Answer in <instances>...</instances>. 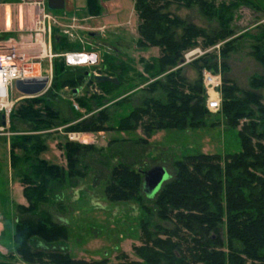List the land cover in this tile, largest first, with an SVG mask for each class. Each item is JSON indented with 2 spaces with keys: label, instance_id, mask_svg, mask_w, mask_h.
Listing matches in <instances>:
<instances>
[{
  "label": "rangeland",
  "instance_id": "obj_1",
  "mask_svg": "<svg viewBox=\"0 0 264 264\" xmlns=\"http://www.w3.org/2000/svg\"><path fill=\"white\" fill-rule=\"evenodd\" d=\"M24 1L4 4L10 7L4 9V16L0 6V45H13L30 56H39V47L24 46L29 44L26 40L32 35L41 44L49 41L51 53L60 55L54 53L52 46L55 36L61 35L72 50L69 52L93 51L104 63L110 66L123 64L126 71L119 74V69H107V75L120 76L117 87L106 85L102 90L95 88L87 93L85 81L78 82L75 88L64 87L63 82L82 77L90 80L86 74L92 75L97 69H63L58 63L59 57L53 58L50 62L49 104L59 112L57 127L43 128V125L30 122L17 113L19 107H25V100L44 98L49 89L31 97L20 96L16 89L13 90V97L18 100L11 115L8 118L0 115V127L3 128L0 131V264H28L16 252L18 240L13 239L15 225L44 220L45 216L52 224L67 230V241L62 245L41 244L34 237L29 239V246L34 251L64 250L73 260L86 264L141 261L133 248L142 245L143 231L165 238L159 230H173L174 226L157 217L156 207L144 194L138 201H110L104 189L110 184L111 169L123 164L143 173L160 167L172 179L175 162L186 155L218 154L224 158L238 154L241 151L239 135L245 124L255 123L257 133L264 134V114L259 110L264 111V0H207L208 15H204L197 5L183 7L171 3L165 12L216 39L213 42L212 39L198 37L194 47L185 50L174 66L164 70L158 62L160 52L157 47L141 48L137 45L138 20L134 0H98L102 11L97 16H90L87 12L86 16L81 15L86 0H66L64 10L57 12L47 10L45 0ZM73 9L77 15L70 16L69 12ZM44 15L50 19L44 20ZM3 18L7 22L5 26ZM43 23L46 30L39 32L38 26L42 29ZM220 30L224 32L220 34ZM6 33H10L8 39H1ZM89 33L94 35L89 36ZM176 33L180 34V30ZM194 49H200L203 54L185 62L184 55ZM50 63L47 59L35 63L33 67H37V75L44 74ZM206 66L211 67L210 72L221 79L217 91L220 107L218 110H207L208 115L194 122L196 128L156 130L147 137L143 131L147 116H142L136 126L133 121L124 122L135 110L144 109V102L148 100L165 104L167 96L163 86L172 74L183 78L186 86H200L206 108L209 95L200 75ZM254 78L263 84L259 89L251 88ZM232 86L237 89L238 97L244 91L254 92L260 97L258 103L247 105L245 117L238 119L236 126H230L231 117H227L222 110V88ZM182 91L188 93L186 87ZM93 93L96 97L91 95ZM89 119L101 131H75L78 124ZM126 125L135 127L128 131L119 130ZM22 136L42 138L45 149L39 158L66 172L63 181L47 185L38 201L34 195L30 202L24 197L20 176L24 177V173L30 175L31 166L24 162L21 150L11 149ZM66 142L78 146L79 157L73 165L72 174L61 148ZM82 146H91V149L83 150ZM11 157L18 160L15 169L10 167ZM258 174L264 175V168ZM17 184L22 187V205L14 202L19 198V192L15 193ZM223 236L226 237L225 228ZM235 247L239 248L238 245ZM261 254L264 257V249ZM29 264L54 263L42 256L32 259Z\"/></svg>",
  "mask_w": 264,
  "mask_h": 264
},
{
  "label": "trees",
  "instance_id": "obj_2",
  "mask_svg": "<svg viewBox=\"0 0 264 264\" xmlns=\"http://www.w3.org/2000/svg\"><path fill=\"white\" fill-rule=\"evenodd\" d=\"M171 3H178L183 7L197 5L204 15H208L207 0H134L138 20L137 45L141 48L157 47L160 52L158 62L162 70L174 66L185 50L195 46L198 37L212 39L196 26L165 12ZM85 9L90 16H97L102 11L98 0H86ZM176 30H180V34ZM223 32L220 30L219 33ZM8 36L10 33L2 34L1 39H8ZM215 39H212L213 42ZM65 43L64 37L55 36L52 46L54 53L72 51ZM58 59L61 68L67 69L62 58ZM100 65V71L104 66L106 73L107 69L114 68L121 71H118L119 74L126 71L123 64L110 66L111 64L102 61ZM202 69L211 71L209 66ZM119 78L120 76H116L120 83ZM81 80L84 82L86 78H74L63 82V86L75 88ZM106 85L117 87L108 82L96 84L99 90ZM250 85L252 89H259L263 84L254 78ZM183 87L187 88V94L183 93ZM163 89L167 96L165 104L148 100L144 102V109L135 110L124 122L133 121L136 126L142 116H147V125L143 131L149 137L156 130L196 128L194 122L208 115L200 86H186L183 78L172 74L169 81H165ZM222 91V110L227 117H231L228 118L230 126H236L237 120L245 117L247 105L258 103L260 98L250 91H244L238 97L237 89L233 86L223 87ZM49 95L50 89L44 98L25 100V107H19L18 115L43 125V128L59 126V112L50 107ZM91 95L96 97L94 93ZM259 110L264 114L261 108ZM93 123L92 119L85 120L74 129L83 133L101 131ZM135 126L126 125L119 130H133ZM263 135L257 133L256 124L251 122L241 129V151L238 154L226 155L224 158L218 154H193L175 162V175L151 199L156 207L157 217L171 223L174 229L159 230L165 238L144 230L142 245L133 248L142 262L125 260L118 264H264L261 254L264 249V175L258 174L264 168ZM76 147L78 146L69 142L61 147L70 174L79 157ZM14 148L23 152L24 162L31 166L30 175L24 173V177L20 176L23 195L28 202L32 195L35 200H40L50 182L63 181L66 173L63 168L39 158V154L45 149L42 138L22 136L19 143L11 146V149ZM81 149H91V146H82ZM17 161L11 157L12 169H15ZM142 182V172L119 164L111 169L110 184L104 192L112 202L138 201L143 194ZM15 227L13 239L18 240L16 252L28 264L32 259H40L42 256H46L54 264H86L73 260L68 251L41 252L34 251L29 246V239L34 237L41 244L62 245L67 241V230L52 224L47 216L44 220L26 221ZM224 228L226 237L223 236Z\"/></svg>",
  "mask_w": 264,
  "mask_h": 264
},
{
  "label": "built area",
  "instance_id": "obj_3",
  "mask_svg": "<svg viewBox=\"0 0 264 264\" xmlns=\"http://www.w3.org/2000/svg\"><path fill=\"white\" fill-rule=\"evenodd\" d=\"M43 19L48 20L50 18L44 15ZM37 30H39V32H45L46 27L44 26V23L42 29L40 26H38ZM26 41H28L29 44L24 46L39 47V52H41V55L30 56V54L23 52L13 45L10 47L8 45H0V115H2L3 118H8L18 100V98L13 97V90L15 89V83L17 81L24 83H39L40 81L45 80V88L40 94L45 93L49 89L52 80V64L50 62L53 58H62L64 65L68 68L88 67L94 68V70L97 69L96 71L98 73L93 71L91 73L92 75H89V78L91 79L95 75H100L99 72L101 68V62L98 58V55L93 53V51L66 52L60 55H53L51 53V44H49V41L45 42L44 44H41L34 38L32 40L30 38ZM20 45H23V43H20ZM202 54L203 53L200 51V49H194L184 55V61H191L194 57L201 56ZM82 56L87 58L84 63H81L79 59ZM18 57L21 58L20 60L27 59V63L22 66L18 65V62H20ZM42 59H47L49 61L50 64L48 70H46L44 74L41 73L38 77L29 76L28 73L30 72V66L37 62L40 63ZM201 79L203 85L207 88L209 95L206 104L207 110H218L220 107V99L218 98L217 91L221 86L220 77L215 76L207 69H203L201 71ZM21 95L23 97H31L20 94V96ZM2 130L3 128L1 126L0 131Z\"/></svg>",
  "mask_w": 264,
  "mask_h": 264
},
{
  "label": "water",
  "instance_id": "obj_4",
  "mask_svg": "<svg viewBox=\"0 0 264 264\" xmlns=\"http://www.w3.org/2000/svg\"><path fill=\"white\" fill-rule=\"evenodd\" d=\"M66 0H46V8L49 11H63L65 8ZM105 67H102V71L105 72ZM89 76V74H86ZM45 80L40 81L39 83H24L17 81L15 83V89L25 96H34L40 94L45 88ZM108 82L111 84H118V81L114 77L107 75H95L92 80L89 81V84L94 87L95 84ZM76 91L74 90L73 93ZM3 118V116H2ZM170 179V175L160 167L153 168L147 172H143V182H142V193L144 196L151 200L156 194L160 191L161 187L165 182Z\"/></svg>",
  "mask_w": 264,
  "mask_h": 264
},
{
  "label": "crops",
  "instance_id": "obj_5",
  "mask_svg": "<svg viewBox=\"0 0 264 264\" xmlns=\"http://www.w3.org/2000/svg\"><path fill=\"white\" fill-rule=\"evenodd\" d=\"M66 2V1H65ZM66 5V4H65ZM76 5V4H75ZM75 5H72V7H74ZM10 8V7H9ZM82 9V12H80L81 13V15H84V16H86L87 14H86V9L85 8H81ZM74 10V9H73ZM73 10L71 11V12H69V15L70 16H73V15H77L76 13L77 12H75L76 10H74V12H73ZM5 15V11L3 12V16ZM16 15H18L17 13H16ZM68 15V14H67ZM69 16V17H70ZM75 17V16H74ZM3 21H4V26H5V18H3ZM100 28H103V27H100ZM94 35V33H89V36H93ZM30 38H31V40L33 39V36L32 35H30L29 36ZM17 186H18V184H17ZM17 191H15V193H18L19 192V198H16V199H14V202L18 205H22L24 202V199H23V197L21 196L22 195V187H20V186H18V188L16 189ZM0 230H1V226H0Z\"/></svg>",
  "mask_w": 264,
  "mask_h": 264
},
{
  "label": "flooded vegetation",
  "instance_id": "obj_6",
  "mask_svg": "<svg viewBox=\"0 0 264 264\" xmlns=\"http://www.w3.org/2000/svg\"><path fill=\"white\" fill-rule=\"evenodd\" d=\"M24 1V0H23ZM46 1V0H45ZM16 2H20V0H0V6L3 8L2 10H3V12H4V9H5V5L4 4H14V3H16ZM25 2V1H24ZM17 3V4H18ZM46 3V2H45ZM2 10H1V12H2ZM16 18H17V15H16ZM17 26H18V22H17ZM20 28H22V26H20ZM19 28V29H20ZM100 62H102L101 60H100ZM101 75H107V73H104L103 71H100L99 72ZM107 76H109V75H107ZM110 77H114V78H116V76H110ZM89 81L90 80H85V86H86V89H87V92L88 91H90V90H93V89H95V88H97L98 90H99V87H97L96 85H94V87L92 88V86L89 84ZM118 84H119V82H118ZM117 84V85H118ZM96 93H98V91H96ZM99 93H100V91H99Z\"/></svg>",
  "mask_w": 264,
  "mask_h": 264
},
{
  "label": "bare ground",
  "instance_id": "obj_7",
  "mask_svg": "<svg viewBox=\"0 0 264 264\" xmlns=\"http://www.w3.org/2000/svg\"><path fill=\"white\" fill-rule=\"evenodd\" d=\"M7 7H9V6H5V9L7 8ZM7 22L5 21V24H6ZM7 27V26H6ZM80 59V61H81V63H84L85 62V60H87V58L85 57V56H82V57H80L79 58ZM27 63V59H24V60H20V62H18V65H20V66H22V65H24V64H26ZM35 64V63H34ZM33 64V65H34ZM33 65H31L30 66V72L28 73V75L29 76H32V77H38V75H37V73H38V69H37V67H33ZM38 66V65H37ZM38 68H39V66H38ZM31 70H32V72H31Z\"/></svg>",
  "mask_w": 264,
  "mask_h": 264
}]
</instances>
